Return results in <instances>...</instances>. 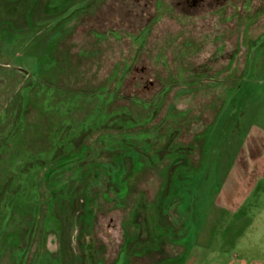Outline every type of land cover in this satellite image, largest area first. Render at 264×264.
Masks as SVG:
<instances>
[{"label":"flooded vegetation","instance_id":"1","mask_svg":"<svg viewBox=\"0 0 264 264\" xmlns=\"http://www.w3.org/2000/svg\"><path fill=\"white\" fill-rule=\"evenodd\" d=\"M33 1L0 0V33L3 30V39H11L12 30L19 29L25 40V57L28 53V15L34 19V13L41 9L42 17L46 18L44 3L33 5ZM81 10H74V16L66 17L71 20L57 22L56 28L54 25L44 27L50 30L53 26L51 36L57 37L50 50H46L52 53L58 67L45 71L44 77H51V80L43 82L70 92L92 91L103 85L111 89L113 71L126 66L123 89L110 103L112 110L123 109L124 120L129 125L120 129V138L126 134L142 136L137 147L141 144L149 149L155 147L160 159L126 155L122 145H118V133L114 149L109 143L110 153L104 152L107 142L99 141V137L108 134L105 129L89 135V146L84 141L86 134L81 133L72 137L65 147L43 143L47 117L41 114L39 104L45 98L41 93L31 91L30 104L14 117L22 120L28 136L17 138L16 128L5 137L0 135V146H3L0 173L4 171L0 182L10 179L11 159L21 149L28 148V158L38 151L51 157L28 175L26 188L34 193L28 199L34 200L28 202L26 208L16 200L10 218L3 226L10 231L16 217L15 226L19 224V227L24 212L28 213V251L26 247L16 245L18 249H25L27 259L22 264H55L71 257H92L97 264H133L134 260L147 258L149 264H156L167 257L155 259L164 244L183 246L182 243H170L165 236L152 238L148 228L147 236L143 231V239L137 240L144 243L142 248L134 247L135 231L129 224L130 214L138 207L136 220L141 222L139 216H143L144 222V212L149 214V205L163 202L171 191H180L183 199L188 198L190 190L181 191V188L193 183L198 169L193 170L191 166L192 144H180L183 130L179 127L190 118L191 123L199 121V124L208 114L212 123L218 118L224 93L235 85L237 74L244 65L247 40L264 28V0H94ZM63 24L64 30L59 28ZM98 35L104 37L98 39ZM159 56L165 57L166 66L158 61ZM82 60L91 70L90 78L81 76ZM19 62L20 65L15 67L8 66L12 73L6 77V82L15 90L28 85L31 78L24 70L25 58ZM176 68H180L179 74ZM71 71V76L65 74ZM103 71L105 74L101 79ZM6 89H0V99L7 93ZM54 97L58 99L60 95L56 93ZM199 101L203 103L201 113L195 106ZM81 107L90 109L88 105ZM4 108V101H0V111ZM79 114L71 110L67 118L79 120ZM51 116L52 127L58 129L62 117ZM212 123L196 136L204 139L205 148V133ZM5 127L1 125L0 132ZM147 136H152L153 142ZM234 153L227 159L230 167L231 161L236 159L237 152ZM114 156L118 159L112 164ZM97 161L104 164L98 166ZM30 166L28 164V168ZM55 168L60 169L57 175L51 174ZM78 171L82 173L78 175ZM184 172L186 177L182 179ZM173 176L183 183L171 188ZM253 178L255 181L256 177ZM201 179L196 187L201 184L202 191L205 178ZM13 192L6 191L11 197ZM176 198L180 203L181 197ZM99 209H103L100 216ZM83 215L89 216L86 222L81 220ZM159 218L160 225L169 227L168 222L163 224L167 217L160 215ZM20 234L12 231L14 238ZM81 235L85 236V241ZM145 242H152V245L145 247ZM161 242L165 243L161 245ZM73 245L80 249L78 254L73 251ZM133 249L136 256L125 255ZM10 260L15 264L12 257Z\"/></svg>","mask_w":264,"mask_h":264},{"label":"rangeland","instance_id":"2","mask_svg":"<svg viewBox=\"0 0 264 264\" xmlns=\"http://www.w3.org/2000/svg\"><path fill=\"white\" fill-rule=\"evenodd\" d=\"M91 2L93 3L94 0H76L75 2H72V0H34L33 5L40 6L44 3L46 12L43 14L46 18L42 17L41 9L34 13L36 16L32 17L34 19H31L28 15V53L26 57L23 53L25 40H23V35L20 34L19 29L12 30V34H10L12 40L10 38L3 39L2 36H4L5 32L1 31L0 89L6 87L7 93L5 95L2 94L0 99L6 105V108L0 111V123L2 126H6L1 129L0 135L5 137L12 129L16 128L17 138L28 136V133L23 130L22 120H17L14 117L17 116L19 110H25L27 105L30 104V92L37 91L42 94L41 96L44 95L45 98L39 104L41 114H45L47 117L45 127L47 133L43 143L53 147L61 145L65 147L72 137L86 134L84 141L87 144L86 146H89V135H94L98 129H105L108 134L99 137V141L107 142L104 152L110 153L111 147L108 145L109 143L113 144L112 148L114 149V146H116L114 145L116 144V134L118 133V145H122L126 155L129 154L134 157L140 155L144 159L158 160L160 158L155 147L149 149L147 145L143 144H141L143 147H137L138 139L139 137L142 138V136L126 134L122 135L123 138H120V129L127 128L129 125L124 120L125 112L123 109L112 110L110 103L112 97L118 96L121 88L123 89L124 78L127 75L126 66H120V68H116L113 71L110 77L111 81H113L111 89H107V86L103 85L92 91L70 92L43 82L46 79L51 80V77H44V72L58 67L51 56L52 53L46 50L47 48L50 50L52 45L55 44L57 37L51 36L53 31L51 27L53 26H50V30L48 28L44 29V27L47 25H54L55 27L57 22H61L63 19H70L66 18L67 16H74V10H79L80 12L81 8L87 7ZM59 28L64 30V24L63 26L60 25ZM36 32H39V34H36ZM254 33H257V35L246 42L244 65L241 72L237 74L235 85L224 93L223 100L219 104L218 118L215 121L213 120L214 122L212 123V117L208 114L201 119L200 124L199 121L191 123L190 118L184 121L185 124L182 127H179L183 130L180 144H192L191 166L193 170L198 169L193 183L189 184L188 187L181 188V191L186 190V188L190 190L187 193L188 198L183 199V194L180 191H171L163 202L149 205V214L144 212V222L143 216H139L141 222L136 220L139 215L138 207L130 214L129 224L133 226L135 231V237L133 238L134 247L142 248L144 243L137 240L139 238L143 239L141 233L143 231L145 237L147 236L148 228L152 231L150 233L152 238L153 236L155 238V235L159 237L165 236L170 243H182L184 246H167L164 244L165 242H161V245L164 244V246L161 248L159 257L155 256V259L158 261L163 256L167 257H164L156 264H264V259L258 260L259 254L256 251H245L243 249L241 250L244 253L242 258L233 257L230 254L231 251L233 252L230 247L236 239L241 240V243L251 242L249 231L254 235L255 230L259 227L256 226L259 223L258 218L264 217V207L261 208L262 211L259 209L260 213L257 214V209L261 207H259V204H264V28L262 31L258 30ZM112 36L115 39L117 38L115 34ZM103 37V35H98L96 38L101 39ZM43 40L44 44L42 45ZM20 56L22 59L25 58L24 70L31 74V78L28 85L15 90L12 89V85L6 82V77L12 73L8 67L9 65L14 67L20 65ZM158 61L163 66H166L165 57L159 56ZM81 63V66H79L81 76L84 74L86 78H90L91 70H89L88 66H84L83 60ZM176 69L179 74L181 72L180 68ZM70 73L73 74L72 71L65 74L70 75ZM104 74L105 72L103 71L101 79ZM102 82L103 80H100V83ZM56 93L60 95V98L55 99L54 95ZM200 93L203 95L202 91ZM82 105H88L90 109H87V107L82 108ZM195 106L197 108L196 111L201 113L203 103L199 101ZM28 110L30 109L28 108ZM71 110L80 113L79 120L72 118V121L67 118ZM53 114L62 117L58 129L52 127L51 115ZM209 123L212 124L205 133L207 139L205 148L204 139L196 138V136L200 135ZM101 126L105 127L102 128ZM114 131L115 133L112 134ZM147 139L153 142L152 136H147ZM38 142L42 143V140ZM125 148L130 151H126ZM2 149L3 146H0V151ZM238 150L240 151L238 152ZM234 152H237L236 159L234 162L231 161L232 165L230 167L227 159L228 157L231 158ZM32 154L28 158V148L19 150L17 156L11 159L12 170L8 173L10 179L0 182L2 185L0 187V264H13L10 262L11 257L15 260V264H22L21 262L27 259L25 257V249H18L16 245L19 244V247H26L28 251V213L24 212L20 222L22 224L19 227V224L15 226V222L18 221L15 217L13 219L14 226L10 231L4 228L5 225L3 226V224H6L10 218L16 200H19L20 205H23L24 208H26L28 202L34 200L32 198L28 199L29 195L34 194L29 188H26L28 175L37 168V165L42 164L49 159L47 157L51 156L42 151ZM206 157H208V161ZM98 159L100 160L101 158ZM117 159L118 156L111 158L112 164ZM97 163L98 166L104 164L101 161H97ZM28 164L32 166L28 168ZM86 164L88 166V161H86ZM59 170V168H55L51 174L57 175ZM81 173L82 171L77 172L78 175ZM251 175L257 177V182L261 183L262 189L251 193L249 206L244 211L247 217L237 216L238 208L244 200L243 197L247 196L252 184L254 186L257 185V183H253L254 178ZM0 176L1 179L4 176V171H1ZM174 176L170 178L172 181L171 188L178 187L183 183ZM181 176L182 179L183 177L185 178L186 173H182ZM201 177L205 178L203 192L200 189L201 184L196 187L199 180H203ZM219 182L222 183L221 187L214 193ZM10 190L14 191L12 197L6 193V191L9 192ZM176 197H181L180 203ZM194 198L199 201L194 202V206H192L190 201ZM174 200L177 201L172 205ZM186 200H189V202H186ZM98 214V216L103 214V209H99ZM160 215L167 217V220L163 219V224L168 222L169 227L160 225ZM250 217L255 224L248 231L249 235L247 234L244 237L242 236V230H245V225L247 221H250ZM88 218V215H83L81 220L86 222ZM13 230L17 234L21 232L22 234L16 235L14 238L12 236ZM225 233L226 235H224ZM81 239L85 241V236L81 235ZM150 245H152V242H145V247ZM72 249L75 254L80 252L77 245H73ZM241 251L239 252L241 253ZM125 255L136 256L135 249L127 251ZM91 258L78 257L74 259L71 257L64 262L58 261L57 263L97 264L96 260ZM157 258L160 259L157 260ZM133 264H149V261H147V258L134 260Z\"/></svg>","mask_w":264,"mask_h":264},{"label":"trees","instance_id":"3","mask_svg":"<svg viewBox=\"0 0 264 264\" xmlns=\"http://www.w3.org/2000/svg\"><path fill=\"white\" fill-rule=\"evenodd\" d=\"M257 181L258 180H257V177H256V179H255V181H253V183H257V185L254 186V184H252L251 188L248 191L247 196L243 197L244 200L242 201V203L240 204V207L238 208L239 212H238L237 216L238 215L245 216L246 213L244 211H246V207L249 206V199H250L251 193L254 192V191L258 192V191H260L262 189L261 183L257 182ZM221 184L222 183L219 182L218 185H217V188H215L214 191L219 190L220 187H221ZM197 201H199V200H197L196 198L192 199L191 200V205L194 206L193 203L197 202ZM259 207L260 208L257 209V214L260 213L259 209L264 207V204H262V205L259 204ZM221 209L223 210V208H221ZM261 211H262V209H261ZM251 216H253V215H251ZM245 217H247V216H245ZM258 220H259V223L256 226H259V227L255 230V234L254 235H253V233H251V231H249L250 228H252L253 225L255 224V222L253 220L251 221V217H250V221H247V224L245 225V230L244 229L242 230V236H244V237L247 236L248 231L250 232L249 234H251V236H250L251 242L248 241L247 243H241L240 242L241 240L239 241L237 239L235 241H233V245L230 247L233 250V252L232 251L230 252V254H232L233 257L242 258L244 253H242L241 250L244 249L245 251H254V252L256 251V253L259 254V259L258 260L264 259V217L263 218H258ZM225 231H227V230H225ZM226 233L224 235H226ZM223 238H225V237H223ZM238 250L241 251V253Z\"/></svg>","mask_w":264,"mask_h":264}]
</instances>
